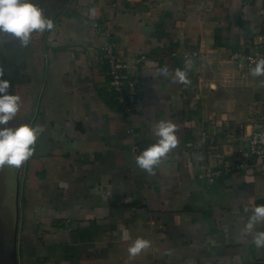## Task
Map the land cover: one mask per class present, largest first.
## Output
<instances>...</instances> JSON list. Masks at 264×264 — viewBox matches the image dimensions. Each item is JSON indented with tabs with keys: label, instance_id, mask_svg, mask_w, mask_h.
Instances as JSON below:
<instances>
[{
	"label": "crops",
	"instance_id": "0c3cea01",
	"mask_svg": "<svg viewBox=\"0 0 264 264\" xmlns=\"http://www.w3.org/2000/svg\"><path fill=\"white\" fill-rule=\"evenodd\" d=\"M54 25L38 48L30 126L43 132L25 162L17 264H264V221L246 229L264 205L260 167L200 178L205 164L252 162L241 149L264 114V76L233 54L264 51V0H68ZM108 41L139 80L132 114L109 86ZM161 120L179 145L149 175L133 157ZM137 239L151 246L133 257Z\"/></svg>",
	"mask_w": 264,
	"mask_h": 264
},
{
	"label": "clouds",
	"instance_id": "9594fccd",
	"mask_svg": "<svg viewBox=\"0 0 264 264\" xmlns=\"http://www.w3.org/2000/svg\"><path fill=\"white\" fill-rule=\"evenodd\" d=\"M54 27L53 20L46 18L42 9L30 0H0V33L14 36L23 47L30 44L34 32L42 34L46 30H53ZM161 71L166 74L168 70L165 68ZM3 75V71L0 70V126L7 125L20 110V97L8 94L10 81L4 80ZM251 75L264 76V58L255 62ZM175 76L180 83L187 82L184 71L176 70ZM42 132V128H33L28 124L14 129L0 127V167L7 165L20 168L34 154V146ZM177 132L178 126L172 121H159L153 128V134L158 137V141L133 157L136 167L149 175H154V169L163 162L170 151L178 147ZM261 221H264V205L255 207L246 229L251 231ZM253 244L258 248H264V231L254 234ZM150 246V241L137 239L128 251L135 257Z\"/></svg>",
	"mask_w": 264,
	"mask_h": 264
},
{
	"label": "rangeland",
	"instance_id": "374dc122",
	"mask_svg": "<svg viewBox=\"0 0 264 264\" xmlns=\"http://www.w3.org/2000/svg\"><path fill=\"white\" fill-rule=\"evenodd\" d=\"M67 1L30 0L53 22ZM42 46L39 32L32 34L27 47H23L14 36L0 33V70L4 73L3 79L10 81L8 94L20 97V110L7 125L0 127L14 129L23 124L30 126L36 110H40L44 70L39 65L41 60L38 55ZM24 168L25 163L20 168L7 165L0 167V246L6 256L5 264H10L16 250V228L20 218V210L17 213L18 196L21 193Z\"/></svg>",
	"mask_w": 264,
	"mask_h": 264
},
{
	"label": "built area",
	"instance_id": "2783aa9c",
	"mask_svg": "<svg viewBox=\"0 0 264 264\" xmlns=\"http://www.w3.org/2000/svg\"><path fill=\"white\" fill-rule=\"evenodd\" d=\"M102 49L107 65L106 72L110 78L109 86L114 91L122 110L125 113L132 114L141 102L138 93L139 80L131 74L128 60L119 54L116 43L108 41ZM200 55V51H193L185 53L184 57L198 58ZM261 58H264V51L260 50L233 54V60L240 63L245 61L248 70H252L255 67V62ZM243 140L246 142L247 151L241 149V152H247L252 162L247 163L240 157L235 156L233 159L220 160L217 164H205L200 178L206 181L208 185H213L218 179L235 174L246 167L259 166L264 173V142H262L264 141V114L257 119L256 129L251 134H246Z\"/></svg>",
	"mask_w": 264,
	"mask_h": 264
},
{
	"label": "water",
	"instance_id": "95a60500",
	"mask_svg": "<svg viewBox=\"0 0 264 264\" xmlns=\"http://www.w3.org/2000/svg\"><path fill=\"white\" fill-rule=\"evenodd\" d=\"M19 197H20V194H19V196H18V201H19ZM18 204H19V202H18ZM19 210H20V207H19V205H18V208H17V213L19 212ZM20 219V218H19ZM18 234H19V223L17 224V228H16V243H17V241H18ZM1 245V244H0ZM2 248H1V246H0V264H5V262H6V256L3 254V250H1ZM17 253H18V251H17V244H16V250H15V252L13 253V258L10 260V264H17V257H18V255H17Z\"/></svg>",
	"mask_w": 264,
	"mask_h": 264
}]
</instances>
